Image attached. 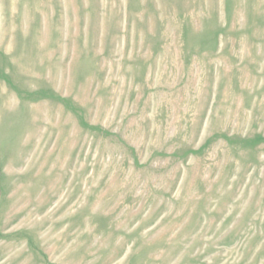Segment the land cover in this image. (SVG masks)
I'll return each mask as SVG.
<instances>
[{"label": "rangeland", "instance_id": "obj_1", "mask_svg": "<svg viewBox=\"0 0 264 264\" xmlns=\"http://www.w3.org/2000/svg\"><path fill=\"white\" fill-rule=\"evenodd\" d=\"M0 264H264V0H0Z\"/></svg>", "mask_w": 264, "mask_h": 264}]
</instances>
